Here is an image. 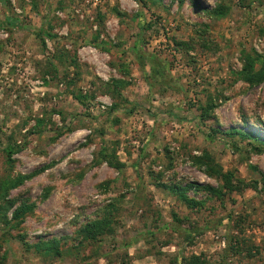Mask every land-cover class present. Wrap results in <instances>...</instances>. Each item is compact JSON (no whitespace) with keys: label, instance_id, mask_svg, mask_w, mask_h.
I'll use <instances>...</instances> for the list:
<instances>
[{"label":"rangeland","instance_id":"obj_1","mask_svg":"<svg viewBox=\"0 0 264 264\" xmlns=\"http://www.w3.org/2000/svg\"><path fill=\"white\" fill-rule=\"evenodd\" d=\"M246 55L264 0H0V264H264V145L228 133L264 140ZM205 152L243 181L223 199Z\"/></svg>","mask_w":264,"mask_h":264},{"label":"trees","instance_id":"obj_2","mask_svg":"<svg viewBox=\"0 0 264 264\" xmlns=\"http://www.w3.org/2000/svg\"><path fill=\"white\" fill-rule=\"evenodd\" d=\"M197 3V2H196ZM226 7L224 5H218V7L214 8L211 10L212 13L214 14H225L226 13ZM16 24V23H15ZM246 61L245 64L243 66V69L241 71V77L243 80H245L246 82L250 83L251 85H256V84H260L264 81V56H260L258 55L257 58H253L252 55H246ZM256 61H260V66L259 68H256L255 64ZM114 88L111 89L110 91L113 92L114 94H117L118 90H119V86L120 85H124L126 82L124 80H114ZM228 133L230 135H240L242 138L244 139H249V144L251 145V149L254 151H262L263 150V145H264V140L256 133L253 132H246V131H242V130H238V129H230V131H228ZM255 140L257 142L260 143V145H256L254 144L252 141ZM21 149L20 146H16L15 144L12 145V143L8 144L7 147V152H8V158L10 161L13 160L12 156L14 153L18 152ZM197 163H199L200 165H205L207 173L210 176H213L215 178H219L222 179L223 183L221 188H214L212 186H206V189L208 191H210V193L218 198L223 199V197L226 195V193H231L234 190H236L237 188L240 187L241 183L243 181H240V183L238 184H234V182L232 181L234 174L232 172H225L222 168V166L220 164H218L216 162V159L209 154L208 152H205L202 156H200L197 159ZM26 177H20L17 178L14 181H11L9 185L6 186V190H8L9 188H13L16 187L18 184H21ZM262 183H263V188H264V175L262 176ZM171 189H173L174 191H176V189L180 190V196H182L187 202H189L190 200L187 198V196L185 195L184 191H182L180 188L176 187H170ZM6 194V192H5ZM189 201H188V200ZM32 209L31 205H26V204H22L21 206H19L15 211H14V215L13 218L20 220L21 218L23 219L24 215ZM18 223H20V221H18ZM110 223L109 218H103V219H97L91 222H88L82 229H81V233L83 234L84 238L86 240H90V241H94V240H98L100 238L101 235L109 232L111 230V227H108ZM51 244L49 243H36L34 245L32 244H27L28 248L33 247L37 252H42V250L45 251V253H50V251L56 250L57 251V247L56 246H51ZM45 248V249H44ZM238 251H240L238 249ZM58 252V251H57ZM178 264H209L208 260L203 257L202 255H197V254H192L189 257H182Z\"/></svg>","mask_w":264,"mask_h":264}]
</instances>
